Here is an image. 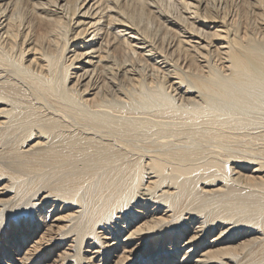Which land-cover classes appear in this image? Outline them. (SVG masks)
Listing matches in <instances>:
<instances>
[{"label": "bare ground", "instance_id": "1", "mask_svg": "<svg viewBox=\"0 0 264 264\" xmlns=\"http://www.w3.org/2000/svg\"><path fill=\"white\" fill-rule=\"evenodd\" d=\"M0 264H264V0H0Z\"/></svg>", "mask_w": 264, "mask_h": 264}, {"label": "rangeland", "instance_id": "2", "mask_svg": "<svg viewBox=\"0 0 264 264\" xmlns=\"http://www.w3.org/2000/svg\"><path fill=\"white\" fill-rule=\"evenodd\" d=\"M216 234H218V232H215L212 236H214V235H216Z\"/></svg>", "mask_w": 264, "mask_h": 264}]
</instances>
